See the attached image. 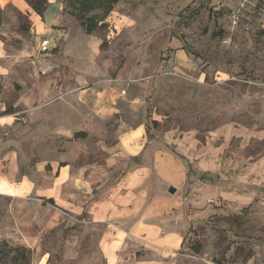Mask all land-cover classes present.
<instances>
[{
  "label": "rangeland",
  "instance_id": "obj_1",
  "mask_svg": "<svg viewBox=\"0 0 264 264\" xmlns=\"http://www.w3.org/2000/svg\"><path fill=\"white\" fill-rule=\"evenodd\" d=\"M104 24L86 34L64 0H0L5 114L65 106L81 171L15 239L0 197L2 262L20 247L24 264H264V0H118Z\"/></svg>",
  "mask_w": 264,
  "mask_h": 264
},
{
  "label": "crops",
  "instance_id": "obj_2",
  "mask_svg": "<svg viewBox=\"0 0 264 264\" xmlns=\"http://www.w3.org/2000/svg\"><path fill=\"white\" fill-rule=\"evenodd\" d=\"M41 43L42 41L40 45ZM49 43V50L46 54L56 49L55 45ZM8 55L6 45L1 44L0 62L4 60L9 63L11 56ZM80 97L84 100L90 98L86 93H81ZM3 98L4 95L0 93V197L11 198L13 216L10 225H8L10 219L5 221L6 226L1 232L8 228L7 233H11L9 237L15 239L21 232L22 226L33 224L31 214L35 198L40 201L53 202L62 189L68 188L72 185L73 179L80 176L78 172L81 171H76L71 166L77 158L80 144L79 140L70 143L65 139L70 135V130L66 129V123L61 122V114L65 106L32 102L33 104L29 106L16 108L19 114L24 111L22 115H25V118L22 122V115L19 118L16 112L5 114L6 107ZM91 103L87 105L88 109L90 106V109L97 113L96 115L105 117L111 114L109 110L111 107L107 108L105 104H101L100 100L98 102L91 100ZM79 110L76 109L77 113L82 116L83 112ZM63 142L65 145L62 149L60 146ZM21 204L27 211L25 217L15 214L16 207ZM45 210H47L46 206ZM24 242L33 248L30 240L24 239Z\"/></svg>",
  "mask_w": 264,
  "mask_h": 264
},
{
  "label": "trees",
  "instance_id": "obj_3",
  "mask_svg": "<svg viewBox=\"0 0 264 264\" xmlns=\"http://www.w3.org/2000/svg\"><path fill=\"white\" fill-rule=\"evenodd\" d=\"M118 0H64V12L70 14L79 22L80 27L88 35L101 30L105 27L104 21L111 14ZM34 10L43 15V9L32 3ZM198 12H193L189 16L182 15L177 23V28L185 27L189 20H191ZM3 246L7 247L9 244L4 241ZM17 253L13 258V264H24L27 260L29 250L26 248H12L10 249ZM3 259L0 258V263L4 264ZM19 261V262H17Z\"/></svg>",
  "mask_w": 264,
  "mask_h": 264
},
{
  "label": "built area",
  "instance_id": "obj_4",
  "mask_svg": "<svg viewBox=\"0 0 264 264\" xmlns=\"http://www.w3.org/2000/svg\"><path fill=\"white\" fill-rule=\"evenodd\" d=\"M49 45H50V43H49V40H48V39L42 41V43H41V45H40V49H41L40 51H42L43 53L48 52V50H49Z\"/></svg>",
  "mask_w": 264,
  "mask_h": 264
},
{
  "label": "water",
  "instance_id": "obj_5",
  "mask_svg": "<svg viewBox=\"0 0 264 264\" xmlns=\"http://www.w3.org/2000/svg\"><path fill=\"white\" fill-rule=\"evenodd\" d=\"M175 192H176L175 188H172L171 193H175Z\"/></svg>",
  "mask_w": 264,
  "mask_h": 264
}]
</instances>
